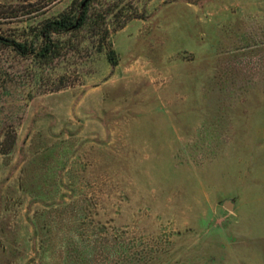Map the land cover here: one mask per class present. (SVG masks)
Segmentation results:
<instances>
[{
    "label": "rangeland",
    "instance_id": "1",
    "mask_svg": "<svg viewBox=\"0 0 264 264\" xmlns=\"http://www.w3.org/2000/svg\"><path fill=\"white\" fill-rule=\"evenodd\" d=\"M71 2L0 0V35ZM92 2L106 38L0 45V264H264V0Z\"/></svg>",
    "mask_w": 264,
    "mask_h": 264
},
{
    "label": "trees",
    "instance_id": "2",
    "mask_svg": "<svg viewBox=\"0 0 264 264\" xmlns=\"http://www.w3.org/2000/svg\"><path fill=\"white\" fill-rule=\"evenodd\" d=\"M92 1L94 0H81L77 3L76 0H72L67 10L45 18L34 29V33L24 39L18 40L0 35V45L10 46L21 55L32 56L44 62L59 58L62 51L67 53L68 42L72 36L77 32L95 35L97 28L105 25L106 17L112 14L113 10L110 4H107L105 9L95 10ZM123 25V23L117 25L112 31ZM102 30H104L102 39L108 37L111 31L106 25ZM108 58L112 61V52L108 53Z\"/></svg>",
    "mask_w": 264,
    "mask_h": 264
},
{
    "label": "water",
    "instance_id": "3",
    "mask_svg": "<svg viewBox=\"0 0 264 264\" xmlns=\"http://www.w3.org/2000/svg\"><path fill=\"white\" fill-rule=\"evenodd\" d=\"M222 205L225 206L227 209H233V203L231 200H224L222 201Z\"/></svg>",
    "mask_w": 264,
    "mask_h": 264
}]
</instances>
